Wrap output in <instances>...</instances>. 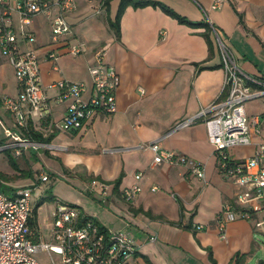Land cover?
<instances>
[{
  "label": "crops",
  "instance_id": "0c3cea01",
  "mask_svg": "<svg viewBox=\"0 0 264 264\" xmlns=\"http://www.w3.org/2000/svg\"><path fill=\"white\" fill-rule=\"evenodd\" d=\"M153 1L166 4L190 22L204 23L208 17L232 50L238 66L247 74L264 79V0H228L218 8L211 7L213 0ZM108 3L106 8L97 0H74V8L65 12L72 35L62 42L52 41L50 20L42 14L34 15L24 28L34 35L35 47H41L39 73L51 118L60 119L66 105L55 100L57 88L46 86L68 79L84 81L90 87L89 67L95 62L97 49L105 50V61L113 64L119 74L117 109L95 115L79 129L52 132L44 131L46 122L39 117L38 110L30 114L37 132L53 136L49 141L25 136L31 143L21 148L20 154L10 147L7 151L15 156L21 171L29 170L31 176L19 174L21 171L7 161L5 168L0 169L7 179H0V183L14 194L27 186L28 177L32 186L39 185L40 171L47 179L60 177L63 193L58 192L55 206L59 202L77 205L82 214L108 231L129 233L135 247L129 264H233L236 254L248 253L246 263L259 246L261 240L256 232L260 229L245 218L235 219L227 223L225 237H219L214 217L225 203L235 201L237 186L218 168L204 116L176 127L222 94L225 70L215 33L212 29L209 32L210 45L203 35L204 26L179 21L159 4L147 3L125 7L120 15L118 38L107 16L113 19L110 12L114 10L116 14L119 0ZM77 40L84 42L85 49L74 55L67 44ZM25 42L30 40L24 38L22 44ZM52 50L59 54L57 59L47 57ZM1 59L2 146L13 140L10 133L14 131L13 117L4 108L2 97L17 95L18 85L12 65L5 57ZM261 97L264 96L246 103V112L251 117L258 115L260 120V133L253 134L254 141L264 140ZM153 140L203 163L206 181L183 163L152 164L153 152L141 144ZM252 152V145L239 146L231 150V155L241 160ZM1 153L6 155L5 151ZM37 161L42 163L41 169L34 166ZM140 171L141 191L126 200L124 190ZM94 178L108 184L105 194L91 185ZM153 185L158 187L155 191L151 189ZM32 216L37 240L45 239L39 231L34 208ZM199 223L203 226L197 230L193 226ZM150 236L155 239L150 240Z\"/></svg>",
  "mask_w": 264,
  "mask_h": 264
},
{
  "label": "built area",
  "instance_id": "2783aa9c",
  "mask_svg": "<svg viewBox=\"0 0 264 264\" xmlns=\"http://www.w3.org/2000/svg\"><path fill=\"white\" fill-rule=\"evenodd\" d=\"M226 1L213 0L211 7L218 8ZM74 6V0H0V54L12 65L18 85L17 95L2 97L4 108L13 117L14 131L10 133L13 140L1 147H11L15 154H20V149L31 143L20 132L27 126L29 115L37 110L39 117L46 121L44 131L52 132L56 129H79L95 115L109 114L117 109L119 74L113 64L105 61L104 49H97L94 53L95 62L89 67L90 87L84 81L68 79L52 81L46 86L47 89L57 88L59 92L55 100L66 105L63 116L55 120L51 118L48 97L41 85L38 52L20 48L24 38L34 41V35L24 26L37 14L50 20L53 42L71 37V24L65 12ZM14 14L21 21L20 42L13 22ZM206 20L215 33L221 65L225 70L222 94L194 117L178 122L176 127L191 124L204 116L207 138L214 147L218 168L237 186L235 201L225 203L213 220L219 237L223 239L227 223L235 219H248L256 229L264 231V140H252L253 134L260 133V120L258 115L251 117L245 107V102L251 98L264 96V79L249 75L238 66L232 50L219 37L208 17ZM67 47L74 55L85 49L84 42L79 40L68 43ZM47 57L57 59L59 54L52 50ZM141 145L153 152L152 164L183 163L189 171L206 181L203 163L165 148L158 140ZM248 145L253 146L249 156L241 160L232 158V149ZM135 174V181L124 190L126 200H131L141 191L139 181L142 173ZM41 178L47 179L45 174ZM91 185L102 194L108 191V184L99 178L92 179ZM33 188L26 186L12 195L0 191V264H42L34 254L43 250L50 255L49 264L130 263L135 251L130 234L123 230L103 231L93 218L82 214L80 208L71 203L56 205L49 225L50 239L34 241L28 235ZM157 188V185L151 186L153 191ZM202 226L199 223L193 227L198 230ZM149 239L153 241L155 237L150 236ZM51 253L58 255L57 261Z\"/></svg>",
  "mask_w": 264,
  "mask_h": 264
},
{
  "label": "rangeland",
  "instance_id": "374dc122",
  "mask_svg": "<svg viewBox=\"0 0 264 264\" xmlns=\"http://www.w3.org/2000/svg\"><path fill=\"white\" fill-rule=\"evenodd\" d=\"M114 3V2H113ZM115 4V3H114ZM111 16L114 17L115 12L113 10V12H110ZM14 25H15V31L17 36H19V42L20 40H22V36L20 34L21 31V21H19V18L16 14H14ZM51 33V32H50ZM30 41V42H25L24 44H22L20 46L21 49H33L35 47L34 43ZM41 47H35L34 49L38 50ZM2 58V55L0 54V59ZM2 60V59H1ZM59 91H57L56 94L57 95ZM51 96H53V94H51ZM264 97H261V99ZM254 99H259V98H254ZM251 99V100H254ZM249 101L245 102V107H246V103H248ZM2 148L0 145V169L3 170V168H5V163L8 161L7 156L6 155H2ZM6 154V153H5ZM15 157V156H14ZM17 162V159H15ZM9 164V162H8ZM33 164H35L34 166L37 169H41L42 168V163L40 161L34 162ZM10 165V164H9ZM45 174L42 173L40 171L39 176L37 175L38 178H40V183L39 185L37 184H33L34 188L31 190L32 195H31V199H30V206L32 208H35L37 203L39 202V204L37 205V211H36V221H38L39 224V231L42 233V235L44 236L45 239L49 240V236L48 235V219H51L53 216V212L56 209L55 203L54 201L56 200V198H58V192L59 193H63L62 191V186H63V181L60 177H50L48 179H42L41 176ZM31 178H26L25 180V184H27V186L32 187V185L30 184V180ZM0 191H2L3 193H6L8 195H12L13 192L10 191L9 188H7L4 184L0 183ZM60 203V202H59ZM81 210V209H80ZM34 219V216L31 217V220ZM248 220V219H246ZM256 237H258L261 241L259 243V246L257 247V249L253 252L252 256L250 257V259L244 263V264H256L259 258H264V231L261 230H257L256 232ZM53 259L55 261L58 260V255L55 253H51ZM34 256L36 257V259L42 263V264H49V262L51 261L50 255L47 251L43 250V251H39L36 252L34 254Z\"/></svg>",
  "mask_w": 264,
  "mask_h": 264
},
{
  "label": "trees",
  "instance_id": "16d2710c",
  "mask_svg": "<svg viewBox=\"0 0 264 264\" xmlns=\"http://www.w3.org/2000/svg\"><path fill=\"white\" fill-rule=\"evenodd\" d=\"M97 2H98V4H101L103 6L105 5L106 8H108L109 0H97ZM147 3L159 4L161 7H163V9L168 14L174 16L175 18L177 17V19L179 21L187 22V23H189L190 25H193V26H204L205 31H204L203 35L207 38L208 42L211 45V42L209 40V32L212 29L211 28L212 26L209 24V22L206 19H205L204 23L203 22H193V21L190 22L183 15H180L179 13L175 12L170 7H168L166 4H164L162 2L160 3L158 1H153V0H119L118 9H117L116 14L113 17V19L107 16L109 25L114 30V32L116 33V36L118 38L120 37V32H119L120 15L123 12V10L125 9V7L128 6V5L144 6V5H147ZM40 118H42V117H40ZM27 121H28L27 126L24 129H22L21 132H20L23 137L26 136V137H28V138H30L32 140L34 139L35 141H49L52 138L53 135L44 136V135H42V133L40 131L37 132L33 128V124H32V121L30 120V118H28ZM8 149L9 148H3L2 150L5 151L9 164L12 165L15 169L21 171V169L19 168L18 164L16 163L15 157L9 151H7ZM19 174H21V175H26L27 174V175L31 176V173H30L29 170H26L25 173L23 171H21ZM0 179H5V180L7 179V176L2 171H0ZM38 204L39 203H37V205ZM37 205L34 208V212L35 213H36V210H37V207H38ZM30 216L28 218V235L34 241H37V239L39 237L37 236L36 231H35L36 230L35 226H34L35 223L31 220ZM95 223L98 224L100 226V228L103 229V231H107L106 227L103 226L102 224L98 223L96 220H95ZM246 254H248V253L236 254L237 256H236L235 261H234L233 264H244V260L247 257ZM258 264H264V261L259 260Z\"/></svg>",
  "mask_w": 264,
  "mask_h": 264
}]
</instances>
